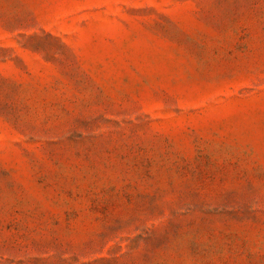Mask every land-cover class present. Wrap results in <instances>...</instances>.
I'll list each match as a JSON object with an SVG mask.
<instances>
[{
    "label": "rangeland",
    "instance_id": "1",
    "mask_svg": "<svg viewBox=\"0 0 264 264\" xmlns=\"http://www.w3.org/2000/svg\"><path fill=\"white\" fill-rule=\"evenodd\" d=\"M0 264H264V0H0Z\"/></svg>",
    "mask_w": 264,
    "mask_h": 264
}]
</instances>
